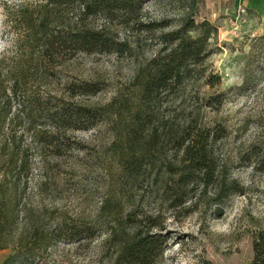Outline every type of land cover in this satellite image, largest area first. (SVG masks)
Masks as SVG:
<instances>
[{"label": "rangeland", "instance_id": "obj_1", "mask_svg": "<svg viewBox=\"0 0 264 264\" xmlns=\"http://www.w3.org/2000/svg\"><path fill=\"white\" fill-rule=\"evenodd\" d=\"M40 4L41 0H0V39L9 45L0 58L16 51L23 9L36 18ZM66 14L74 23L77 10ZM181 14L178 0L150 1L144 10L146 20L167 18L174 24ZM205 19L218 28L209 64L221 84L212 88L191 82L185 91L162 96L151 127L135 142L129 134L136 128V73L155 48L145 38L142 49L130 57L74 54L40 87L44 94L104 112L94 127L68 131L71 148L61 156L40 152L29 133L22 141L29 149L31 172L20 196L14 239L29 222L43 225L47 233L63 219L82 221L96 230L80 245L54 244L41 264H114L115 252L120 264L121 246L137 232L160 240L161 253L154 264H253L255 237L264 233V57L259 70L245 72V67L264 27L254 11L236 6L234 0H200L196 21ZM86 24L107 28L114 37L132 38L101 15ZM244 76L252 80L247 90L242 89ZM85 83L101 90L83 95L69 89ZM218 94H223L220 105L205 106L208 96ZM188 125L212 133L219 175L214 183L195 177L178 186L183 153L165 134L181 133ZM155 131L159 138L154 143ZM10 254L11 248L1 250L0 264Z\"/></svg>", "mask_w": 264, "mask_h": 264}, {"label": "trees", "instance_id": "obj_2", "mask_svg": "<svg viewBox=\"0 0 264 264\" xmlns=\"http://www.w3.org/2000/svg\"><path fill=\"white\" fill-rule=\"evenodd\" d=\"M150 1L154 0H41L36 18L31 10L23 9L16 51L8 58H0V251L12 249L2 264H41L54 244L80 245L96 233L95 226L63 219L50 233L43 225L29 222L17 238L13 237L19 225L20 196L29 185L31 172L29 149L22 144L25 135L31 134L40 152L49 150L61 156L71 148L68 131L94 127L104 115L103 109L76 105L64 97L40 91L49 78L57 75L56 68L65 60L78 53L130 57L142 49L143 38L155 47L136 73V128L129 134L134 142L151 127L155 107L162 96L185 91L191 82L212 88L221 84L209 64L214 54L211 40L218 35V28L206 19L196 21L200 0H178L182 14L175 24L167 18L146 20L145 5ZM70 9L77 10L74 23L66 18ZM97 15L107 23L116 22L131 34V40L114 37L107 28H89L86 20ZM263 57L264 34L254 40L246 56L245 72L259 70ZM251 83L244 76L242 89H249ZM69 89L83 95H94L101 90L97 84L90 83ZM221 96H208L205 106L220 105ZM165 135L183 153L184 166L177 182L180 188L195 177L207 183L218 180L209 129L188 125L181 133L175 130ZM158 138L157 132H153L151 141ZM112 239L116 246L114 236ZM160 247L161 242L155 236L137 232L121 246L117 260L120 264H154L161 253ZM253 250V264H264V233L256 235Z\"/></svg>", "mask_w": 264, "mask_h": 264}, {"label": "crops", "instance_id": "obj_3", "mask_svg": "<svg viewBox=\"0 0 264 264\" xmlns=\"http://www.w3.org/2000/svg\"><path fill=\"white\" fill-rule=\"evenodd\" d=\"M236 6L246 7L254 11L261 19L264 27V0H234Z\"/></svg>", "mask_w": 264, "mask_h": 264}, {"label": "clouds", "instance_id": "obj_4", "mask_svg": "<svg viewBox=\"0 0 264 264\" xmlns=\"http://www.w3.org/2000/svg\"><path fill=\"white\" fill-rule=\"evenodd\" d=\"M4 17L0 15V24L3 23ZM9 47L8 43L4 39H0V53H3L5 49Z\"/></svg>", "mask_w": 264, "mask_h": 264}]
</instances>
